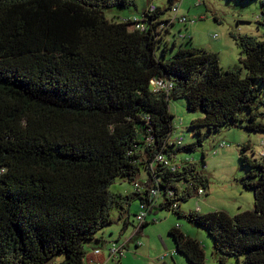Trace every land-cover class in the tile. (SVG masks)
I'll use <instances>...</instances> for the list:
<instances>
[{
	"label": "trees",
	"instance_id": "1",
	"mask_svg": "<svg viewBox=\"0 0 264 264\" xmlns=\"http://www.w3.org/2000/svg\"><path fill=\"white\" fill-rule=\"evenodd\" d=\"M151 4L141 19L119 23L105 10L133 7L134 0H0V264H45L57 254L64 255L58 264H104L98 233L112 224L114 209L124 231L135 201L146 216L162 209L204 229L222 264L227 257L264 264V163L241 146L249 171L240 183L253 192L254 209L234 216L182 213L180 203L204 194L209 180L193 161L174 163L181 151L202 146L201 128L264 132L253 112L264 94V40L231 33L244 76L192 41L166 58L175 23L160 15L178 5ZM260 6L264 26V0ZM175 99L202 115L189 125L196 140L185 145L170 139ZM201 162L204 168V154ZM117 177L139 189L111 192ZM169 235L189 264H205L197 239L178 226ZM110 244L107 259L119 260L124 245Z\"/></svg>",
	"mask_w": 264,
	"mask_h": 264
},
{
	"label": "rangeland",
	"instance_id": "2",
	"mask_svg": "<svg viewBox=\"0 0 264 264\" xmlns=\"http://www.w3.org/2000/svg\"><path fill=\"white\" fill-rule=\"evenodd\" d=\"M152 3L161 10L168 7V0H134V6L122 8H110L105 10L108 20L121 22L127 19H141L144 10ZM176 12L168 10L160 15L161 19L171 16L187 17V22H176L170 26L169 43L175 42L177 47L166 51V58H170L177 49L186 46L192 41L197 47L217 53L220 65L223 69H240L242 76L246 74L240 63L241 53L231 37V33L250 35L258 40H264V26L260 19V0H176ZM191 37V38H190ZM187 41V42H185ZM161 46L156 48L157 58H161ZM258 108L253 112H259L257 122L264 124V94L260 93L256 99ZM169 110L174 115L173 123L176 129L170 136L171 140L182 137V145L196 140L197 135L190 137L194 130L189 128L193 119L201 117L200 111H188L184 99H175L169 102ZM242 117L250 115L248 110H243ZM204 136L202 146L195 151H181L174 163L179 166L181 162L193 161L197 170L202 172L209 180V187L198 197L191 198L180 203V211L208 213L224 211L234 216L243 211L254 209L253 192L245 189L240 179L249 169L244 166L239 153L241 146L247 145L244 154L253 160L264 163V132H248L241 127L222 128L219 132L209 133L205 128L200 129ZM202 154L205 156V166L202 168ZM138 178L142 187L145 174L143 171ZM143 188V187H142ZM135 186L122 177H117L109 190L113 193L125 195L135 191ZM139 211L138 201L133 202L130 208V218L127 228L122 231V221L117 218V211L111 213L113 222L102 229L98 236H102L105 245L102 248L104 264H157L164 261L167 264H189L183 256L176 253L174 240L169 235L172 227H180V230L197 239L205 253V264H222L219 256L214 252L212 240L207 232L188 222L185 218H178L172 212L166 210H151L147 212V224L139 229L135 214ZM139 229V230H138ZM115 242L118 246L124 245L119 260L107 259L109 245ZM172 253V255H171ZM174 254V255H173ZM64 259L63 254H57L45 264H58ZM163 259V260H161ZM234 257H227L224 264H241Z\"/></svg>",
	"mask_w": 264,
	"mask_h": 264
},
{
	"label": "built area",
	"instance_id": "3",
	"mask_svg": "<svg viewBox=\"0 0 264 264\" xmlns=\"http://www.w3.org/2000/svg\"><path fill=\"white\" fill-rule=\"evenodd\" d=\"M154 9H155V5H154V4H151V5H150V10H154ZM173 10H174V12H176V10H177V6L173 7ZM173 10H172V11H173ZM171 18H172V19H170V20H171L172 22H174V23H176V22H178V23H179V22H181V23L187 22V18H186L185 16L180 17V18H177L176 16H172ZM154 84L156 85L157 89H159V88H163V87H164V84L161 83L160 81H156V82H154ZM176 140H177V142H178L179 144L183 141L182 137H179V138H177ZM136 188L139 189V186L136 185ZM152 192H153V194H156L155 191H152ZM200 192H202V191H200ZM145 218H146V211H145V208L142 206V207L140 208V211H139L138 214H137V221L139 222V224H141V223H143V222L145 221ZM118 251H119V248L116 247L115 245H112V247L110 248V254H116ZM100 252H101V251L98 250V249L94 251V253H95L96 255L100 254ZM94 264H102V263H100V262H96V263H94Z\"/></svg>",
	"mask_w": 264,
	"mask_h": 264
},
{
	"label": "crops",
	"instance_id": "4",
	"mask_svg": "<svg viewBox=\"0 0 264 264\" xmlns=\"http://www.w3.org/2000/svg\"><path fill=\"white\" fill-rule=\"evenodd\" d=\"M138 213V212H137ZM171 255H172V253H171ZM174 255V254H173Z\"/></svg>",
	"mask_w": 264,
	"mask_h": 264
}]
</instances>
